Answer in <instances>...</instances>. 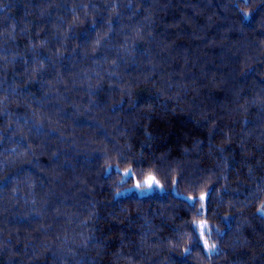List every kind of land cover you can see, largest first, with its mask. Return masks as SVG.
Instances as JSON below:
<instances>
[{"label": "trees", "instance_id": "trees-1", "mask_svg": "<svg viewBox=\"0 0 264 264\" xmlns=\"http://www.w3.org/2000/svg\"><path fill=\"white\" fill-rule=\"evenodd\" d=\"M262 206L264 0H0V264H264Z\"/></svg>", "mask_w": 264, "mask_h": 264}, {"label": "rangeland", "instance_id": "rangeland-1", "mask_svg": "<svg viewBox=\"0 0 264 264\" xmlns=\"http://www.w3.org/2000/svg\"><path fill=\"white\" fill-rule=\"evenodd\" d=\"M161 129L166 131L167 127L164 125V126H162ZM167 133H169V130L167 131ZM169 135L172 137V141L177 140L176 131L170 132ZM118 169H120L122 171V175H123L124 179H127V180L132 179V181L129 184L123 186L117 192L118 194L126 193L129 191H135L138 194L143 195V194L150 193L153 190H161L162 191V190H166V188H167L154 174H149L143 179H138V178H136L134 171L132 170L131 167H125V168L118 167ZM171 189L173 190L174 193H176L178 195H184L183 193L178 191L176 184H173L171 186ZM184 196H186V195H184ZM201 196H203L204 197L203 200H205L206 195L202 194V195H200V197ZM186 197H188V196H186ZM201 225H203V237H204V241H205V240H207V235L205 233L206 224L202 222ZM201 231H202V229L200 226V233H201Z\"/></svg>", "mask_w": 264, "mask_h": 264}, {"label": "snow or ice", "instance_id": "snow-or-ice-1", "mask_svg": "<svg viewBox=\"0 0 264 264\" xmlns=\"http://www.w3.org/2000/svg\"><path fill=\"white\" fill-rule=\"evenodd\" d=\"M200 199L203 200L204 197L201 196ZM261 211L264 212V206L261 207ZM201 229H202V231H201V235H203V225H201ZM205 246L208 247V242H207V240H205ZM214 247H215V245H212V246H211V248H214Z\"/></svg>", "mask_w": 264, "mask_h": 264}]
</instances>
